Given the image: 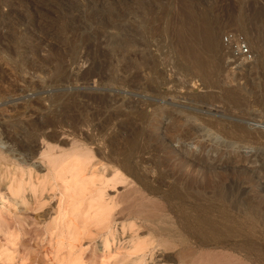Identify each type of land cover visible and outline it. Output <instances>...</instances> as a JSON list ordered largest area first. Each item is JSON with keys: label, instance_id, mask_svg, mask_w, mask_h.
Masks as SVG:
<instances>
[{"label": "rangeland", "instance_id": "374dc122", "mask_svg": "<svg viewBox=\"0 0 264 264\" xmlns=\"http://www.w3.org/2000/svg\"><path fill=\"white\" fill-rule=\"evenodd\" d=\"M179 2L0 0V264H264V0H188L210 50Z\"/></svg>", "mask_w": 264, "mask_h": 264}, {"label": "bare ground", "instance_id": "6f19581e", "mask_svg": "<svg viewBox=\"0 0 264 264\" xmlns=\"http://www.w3.org/2000/svg\"><path fill=\"white\" fill-rule=\"evenodd\" d=\"M180 2H179L180 5H178L180 7L179 8L180 9L179 12L186 19L187 24H189L188 26L190 27V29H189V33L190 34L188 35L189 36L188 39L190 40V42L199 43L202 40L203 42H202L201 45H202V48H204V50H210L211 48H213L215 46L214 45L215 44L214 43L215 42L214 41L215 35H214V30L212 29V27L209 26V24H206L204 21H202V22L199 21V23L196 22V19H199V18H196L195 13H194V10L189 5L188 0H182V1L180 0ZM196 13H198V12L196 11ZM201 15H203V14H201ZM206 17L207 16H205V18ZM170 25H171V23H170ZM174 27H175V25H174ZM176 27L178 28V25ZM178 31H179V29H178ZM184 33H186V32L184 31ZM179 34H180V32H179ZM181 34H183V33H181ZM128 37L129 36L120 35L118 37V41L116 42L115 45H113V44L110 43L111 45H113L111 51H115L116 49H119V45H122L124 43H126V44H128V43L129 44H133L134 42H132V40L129 39ZM177 37H178V41H177L178 42V46L181 49H184L182 47L186 43L187 44L190 43V42H188V39H185V38H183L180 35L177 36ZM193 45L195 47V44H193ZM116 46H118V47H116ZM89 47L90 46H87L86 47V53H85L86 62H89V65H88L89 67H87L88 68L87 71H84L80 76L77 77V79L79 81H82V82H85V83H92V84H98V85L101 84V83H103V82H105V81H107V80L112 81L114 84H116L117 81L119 82L120 79H118V80L116 79L117 80L116 81L111 76L112 73L109 74L110 72L108 71L109 70V67L111 65V63H110L111 57L108 54H99V53H98V57L96 56L97 53H95V54L92 55L93 52L90 51ZM183 51L185 52V55L186 56L194 59L195 61H198V56L196 54L197 52H195V50H193L191 48H185ZM143 60H145V59H143ZM153 64L151 65V63H149L150 67L147 66L149 68V71H151V72L155 68V67L153 68ZM123 69H125V68H123ZM107 71H108V74H107ZM122 82H124V81H121V83ZM130 82H132V81H130ZM130 82L127 81V83H130ZM89 99L91 100L92 103L97 104V106L98 105L100 106L102 104H105L106 105L107 103H109V102H107L108 98L105 95H101V94L93 95ZM138 108L136 107V109H138ZM99 113H100L99 111L92 112V113L89 114V117L88 116L87 117L88 118H93L96 115L98 116ZM188 120H193L192 116H189L188 117ZM157 122H159V121H157ZM261 126H264V124H262ZM174 127H175V123L170 122L169 123V128L170 129H173ZM0 137H2L1 140L4 143L12 142L14 140V136L11 133H9L8 131L6 132L4 130H3V133H0ZM25 145L26 144H23V142L20 143V144H18V149L19 150H22L25 147ZM182 149L183 148H179V149L175 150V154H178V156L180 157V160H181V164L183 166L192 168L194 170H197L198 174H201L203 171H205L204 168H206V166L204 165V163L202 162V160L198 159L199 157H189L188 155L185 154L186 151L184 153L182 151Z\"/></svg>", "mask_w": 264, "mask_h": 264}, {"label": "built area", "instance_id": "2783aa9c", "mask_svg": "<svg viewBox=\"0 0 264 264\" xmlns=\"http://www.w3.org/2000/svg\"><path fill=\"white\" fill-rule=\"evenodd\" d=\"M221 44L231 52L234 60L249 64L254 59V55L241 34L225 31L222 35Z\"/></svg>", "mask_w": 264, "mask_h": 264}]
</instances>
